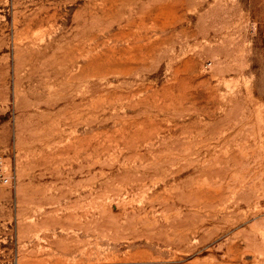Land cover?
Instances as JSON below:
<instances>
[{"label":"rangeland","instance_id":"374dc122","mask_svg":"<svg viewBox=\"0 0 264 264\" xmlns=\"http://www.w3.org/2000/svg\"><path fill=\"white\" fill-rule=\"evenodd\" d=\"M0 264H264V0H0Z\"/></svg>","mask_w":264,"mask_h":264},{"label":"built area","instance_id":"2783aa9c","mask_svg":"<svg viewBox=\"0 0 264 264\" xmlns=\"http://www.w3.org/2000/svg\"><path fill=\"white\" fill-rule=\"evenodd\" d=\"M12 174L8 173L4 167V162L0 157V183L2 184H11L13 180Z\"/></svg>","mask_w":264,"mask_h":264}]
</instances>
